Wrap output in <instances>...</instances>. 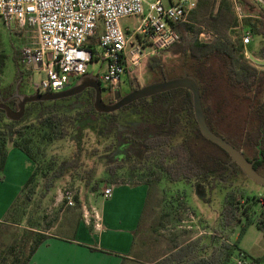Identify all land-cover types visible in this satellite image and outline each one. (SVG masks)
<instances>
[{"label": "trees", "instance_id": "16d2710c", "mask_svg": "<svg viewBox=\"0 0 264 264\" xmlns=\"http://www.w3.org/2000/svg\"><path fill=\"white\" fill-rule=\"evenodd\" d=\"M251 1L237 0L239 5L246 9L254 7L255 4ZM260 9V17L264 18V9ZM236 24V17L224 2L197 0L195 9L189 14L188 22L175 27L179 42L168 50L149 57L145 65L149 72L164 75L162 55L166 52L173 57L190 60L191 64L186 72L193 76L199 85L209 128L220 137L227 136L228 140H225L241 151L247 160L253 163L254 169L264 176V70L247 60L242 37L233 40L231 32ZM245 25L253 36L264 39L263 20H259L258 24L245 20ZM204 31L211 36L209 42L199 40V35ZM92 43H95V38ZM22 52L20 49L13 50L16 71L13 83L6 87L2 86L1 75L4 66L0 62V100L5 101L12 110H16L17 105L16 100L11 98L24 93L22 90L33 75L32 71L24 68ZM259 57L264 59V44L259 50ZM128 83L131 91L140 87L134 75L128 76ZM102 90L111 93L109 89ZM94 97V90L88 89L73 98L30 104L45 109L61 102H71L65 110L51 109L41 113L37 117V125L32 126V131L39 127L41 138L47 143H52L72 135L80 141L79 137L84 131L94 129L100 135L111 139L108 151L117 155V158H122V161L133 158L136 162H139L138 156L146 160L155 158L156 166L174 182L208 181L212 177L225 180L232 170L241 171L236 164H230V157L224 150L206 140L200 133L189 92L183 89L169 91L137 101L113 114H98L93 106ZM113 102L114 96L108 104ZM26 111L19 122L8 121L3 111H0V122L5 119L10 124L0 127V173L4 171L8 156L7 145L12 132L15 135V139L10 142L12 147L19 149L35 164V170L21 195L39 173L37 160L32 154L33 140L26 138L31 129L28 130V125H21L28 115V108ZM239 114L243 116L239 117ZM184 130L188 138L181 143H175ZM246 151L252 154L251 158ZM74 166L73 160H67L63 170ZM118 167L110 169L112 175H115ZM97 190L98 188L94 187L93 191ZM17 200L11 207L5 223L0 227V235L10 226L9 220ZM75 201H78L77 197ZM241 204H245V208L249 204H258L260 211L256 219L257 227L264 233V210L261 209L259 198L255 195L249 197L238 191L226 195L221 211L222 226L230 230L236 228L241 221ZM245 212L243 209V213ZM250 223L251 218H248L239 232V238L244 235ZM47 239L48 236L44 232L37 233L25 257L13 247L11 264H29L37 249ZM194 245L193 248L185 247L181 250V246H176L171 254L165 255L154 264H193L198 248H206L201 245L200 239ZM237 251L238 242L229 247L225 255L221 249L214 248L205 264H231ZM240 255L248 258L242 252ZM252 262L264 264V258L251 259L250 263Z\"/></svg>", "mask_w": 264, "mask_h": 264}, {"label": "rangeland", "instance_id": "374dc122", "mask_svg": "<svg viewBox=\"0 0 264 264\" xmlns=\"http://www.w3.org/2000/svg\"><path fill=\"white\" fill-rule=\"evenodd\" d=\"M163 1L167 3V0ZM217 1L224 2L237 19L236 27L231 32L233 40L250 32L245 25V20H251L254 24H258L259 20L264 21V18L260 17L261 9L254 4L253 8L246 9L241 7L237 0ZM188 20L189 16L187 22ZM119 24L124 31L129 28L136 42L134 32L141 25V18H124ZM201 34H204L203 38ZM201 34L200 41L211 40L210 34L205 31ZM251 35L252 41L245 47L244 52L248 53L249 62L264 70V59L259 57V50L264 44V39ZM30 36L31 33L26 28L11 26L0 19V62L4 66L1 75L3 87L11 85L14 81L16 69L13 50L29 47ZM162 58L164 75L149 72L145 62L134 75L139 86L160 82L164 78L182 77L191 64L190 60L173 57L168 52L162 55ZM105 72L106 66L102 62L94 61L88 66V75L93 77L102 76ZM42 78L43 73L35 71L22 90L23 95L35 94V84H38ZM102 89H105V84H102ZM115 91L120 92L122 96L131 91L126 76L122 77L121 84ZM114 92L103 91L105 103L108 104ZM70 103V101L61 102L45 109L30 104L26 106L28 115L21 125H28V130L31 129L26 138L33 140L32 154L37 160L39 173L35 181L18 198L9 220L10 226L0 235V264H11L13 247L25 257L39 232H44L46 235L72 237L76 223H80L85 212L90 213V207L102 204L103 190L109 186L121 184L145 185L149 188L147 205L132 253L135 264H154L165 255L171 254L176 246H181L180 250L185 247L193 248L194 243L199 239L201 245H205L206 248H198L193 264L207 263L214 248L221 249L225 255L228 248L235 242H238L240 252H236L231 264H237L240 259L244 264H254L256 261L250 263L251 259L264 258V233L258 229L256 220L260 211L258 204L246 205L247 208L245 204H241L242 209L239 212L241 221L234 230L225 229L221 223V211L229 192L238 191L249 197L261 193L264 197V187L256 185L237 169L226 175L225 180L212 177L208 181H171L156 166L155 158L146 160L138 156L140 163L133 158L126 161L117 158V155L108 151L111 139L100 135L94 129L84 131L79 137L80 141L72 135L52 143H47L41 138L39 127L32 131V126L37 125V117L41 113L44 114L51 109L65 110ZM239 115V117L243 116ZM7 120L1 119L0 127L10 125ZM238 121L239 119L236 120V124ZM184 132L185 130L176 138L175 143H181L188 138L187 132ZM221 138L228 140L224 135ZM14 139L15 135L12 132L9 141ZM10 142L7 145L8 148L12 147ZM246 153L250 158L252 157L251 153L248 151ZM67 160H73L75 166L63 170ZM117 166L119 167L116 168L115 175H112L110 169ZM262 170L264 172V168ZM58 175L60 177H56ZM2 178L3 173H0V181ZM94 187L98 188L95 192ZM68 197L71 199L69 200ZM248 218H251V223L244 235L239 238V232ZM241 252L248 258H241Z\"/></svg>", "mask_w": 264, "mask_h": 264}, {"label": "built area", "instance_id": "2783aa9c", "mask_svg": "<svg viewBox=\"0 0 264 264\" xmlns=\"http://www.w3.org/2000/svg\"><path fill=\"white\" fill-rule=\"evenodd\" d=\"M252 1L264 9V0ZM196 3L197 0H0V19L31 33V45L23 49L22 63L32 73H43L35 84V93H53L73 86L88 75V66L94 61L106 66L104 75L96 76L101 87L105 84V89L114 92L122 77L135 75L149 57L179 42L175 27L187 22ZM132 17L141 18L134 32L136 42L129 28L124 31L119 24L121 19ZM242 41L248 46L251 33H244ZM244 55L248 59V53ZM34 64L39 65L34 68ZM112 192L113 186L104 189L103 198H110ZM257 197L264 210L263 195ZM87 223L90 225V221ZM237 264L244 263L240 259Z\"/></svg>", "mask_w": 264, "mask_h": 264}, {"label": "crops", "instance_id": "0c3cea01", "mask_svg": "<svg viewBox=\"0 0 264 264\" xmlns=\"http://www.w3.org/2000/svg\"><path fill=\"white\" fill-rule=\"evenodd\" d=\"M34 170L24 153L8 148L0 181V227ZM148 197L145 185H113L111 197L102 196L100 206L85 212L72 237L47 235L29 264H135L132 253Z\"/></svg>", "mask_w": 264, "mask_h": 264}, {"label": "water", "instance_id": "95a60500", "mask_svg": "<svg viewBox=\"0 0 264 264\" xmlns=\"http://www.w3.org/2000/svg\"><path fill=\"white\" fill-rule=\"evenodd\" d=\"M39 64H34L37 68ZM91 89L95 92L93 106L98 114H113L121 109L142 99H149L156 95L163 94L169 91L183 89L189 92L192 97L194 117L202 136L211 143L219 146L230 157V164H236L243 175L260 187H264V176L259 174L253 166V163L248 161L244 154L229 144L227 141L216 135L209 128L203 110L200 88L196 79L187 72L182 77L172 79H163L160 82L140 86L138 89L130 91L126 95H121L115 91L114 102L107 104L103 100V90L100 82L96 77L87 75L81 78L76 84L68 88H59L57 92L32 95H14L11 100H16L17 109L12 110L5 101L0 100V111H3L5 117L11 122H19L24 114L28 104L36 102H52L65 98H73L82 94L84 91Z\"/></svg>", "mask_w": 264, "mask_h": 264}, {"label": "flooded vegetation", "instance_id": "af4514ba", "mask_svg": "<svg viewBox=\"0 0 264 264\" xmlns=\"http://www.w3.org/2000/svg\"><path fill=\"white\" fill-rule=\"evenodd\" d=\"M113 96H114V94H113Z\"/></svg>", "mask_w": 264, "mask_h": 264}]
</instances>
